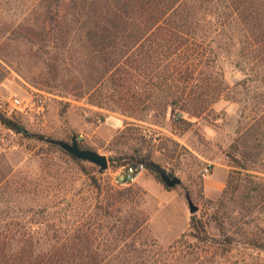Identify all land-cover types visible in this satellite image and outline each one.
<instances>
[{"label": "rangeland", "instance_id": "374dc122", "mask_svg": "<svg viewBox=\"0 0 264 264\" xmlns=\"http://www.w3.org/2000/svg\"><path fill=\"white\" fill-rule=\"evenodd\" d=\"M67 13L68 0H0V110L17 118L29 133L0 125V174L11 171L0 191L1 203L11 202L5 213L21 216L19 203L35 206L44 201L50 206L45 214L31 211L24 216L33 228L42 227L38 223L44 219L83 223L85 212H94L102 198L103 192L96 190L100 184L128 191L125 209L148 217L147 233L161 247L187 232L195 216L206 238H186L182 259L187 264H264V251L247 243L264 241V83L251 72L243 85H234V78L245 75L225 61L230 86L226 95L200 117L169 116L161 125L89 104L82 93L83 74L89 69L86 57L77 45L62 49L65 41L74 40L73 34L64 33L72 26ZM35 90L46 100L43 118L9 113L11 95L28 96ZM129 122L137 126L118 136ZM73 135L84 148L113 156L108 168L100 172L45 140L70 142ZM148 152L181 183L166 186L144 164L145 171L134 182L114 184L119 167L132 163L130 155ZM206 165L211 168L208 175L202 174ZM220 176L221 188L206 189V181ZM187 196L195 212H190ZM228 235L235 240L226 243L230 251L222 256L210 237L224 240ZM135 236L145 238L143 233Z\"/></svg>", "mask_w": 264, "mask_h": 264}, {"label": "trees", "instance_id": "16d2710c", "mask_svg": "<svg viewBox=\"0 0 264 264\" xmlns=\"http://www.w3.org/2000/svg\"><path fill=\"white\" fill-rule=\"evenodd\" d=\"M67 14L72 26L64 33L74 40L65 41L62 49L77 45L86 57L82 93L87 102L137 121L148 118L161 125L169 116L209 112L230 88L225 61L245 75L234 78V85H243L251 72L264 83V0H68ZM0 125L29 135L17 118L1 110ZM132 125L137 123H126L118 136ZM129 161L156 172L149 152L130 155ZM10 172L0 174V191ZM96 190L102 198L94 212H85L83 223L44 219L38 223L42 227L33 228L25 214L42 216L50 207L47 202H21L17 208L22 215L14 216L5 213L11 202L0 201V264H187L182 259L186 238H206L203 224L191 216L189 230L161 247L147 233L148 217L125 209L128 191L100 184ZM139 233L142 241L135 239ZM210 238L222 256L230 251L226 243L235 240L230 235ZM247 243L264 251V241Z\"/></svg>", "mask_w": 264, "mask_h": 264}, {"label": "built area", "instance_id": "2783aa9c", "mask_svg": "<svg viewBox=\"0 0 264 264\" xmlns=\"http://www.w3.org/2000/svg\"><path fill=\"white\" fill-rule=\"evenodd\" d=\"M9 113L33 115L35 117L43 118L46 114V100L42 93L36 90L28 96L13 94L8 100ZM145 171V165L139 163H126L119 167L114 174L113 182L115 185L129 184L134 182L138 175ZM211 172L209 165L202 169V174L208 175Z\"/></svg>", "mask_w": 264, "mask_h": 264}, {"label": "water", "instance_id": "95a60500", "mask_svg": "<svg viewBox=\"0 0 264 264\" xmlns=\"http://www.w3.org/2000/svg\"><path fill=\"white\" fill-rule=\"evenodd\" d=\"M23 131H26L22 127ZM45 140L49 142H53L58 144L61 148L66 150L67 152L73 154L75 157L88 161L96 166H98V170L101 172L108 168V159L104 154L99 153L98 151L92 148H84L78 145L76 136L73 135L71 141H64L54 138H46ZM155 170L160 176L161 181L168 187H173L181 183V180L176 175H169L166 170L159 164L153 162L152 163ZM187 201L189 205L190 212H195L197 207L192 203L191 199L187 196Z\"/></svg>", "mask_w": 264, "mask_h": 264}, {"label": "crops", "instance_id": "0c3cea01", "mask_svg": "<svg viewBox=\"0 0 264 264\" xmlns=\"http://www.w3.org/2000/svg\"><path fill=\"white\" fill-rule=\"evenodd\" d=\"M222 185H223V176L222 177L220 176L219 179H216V180L209 179V181L205 182L206 189H207V186L221 188Z\"/></svg>", "mask_w": 264, "mask_h": 264}]
</instances>
